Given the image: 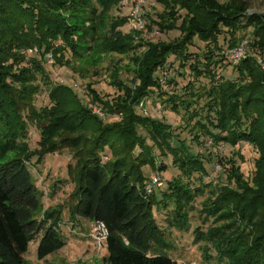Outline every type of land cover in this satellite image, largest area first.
I'll return each mask as SVG.
<instances>
[{
	"label": "trees",
	"instance_id": "1",
	"mask_svg": "<svg viewBox=\"0 0 264 264\" xmlns=\"http://www.w3.org/2000/svg\"><path fill=\"white\" fill-rule=\"evenodd\" d=\"M120 1L46 0L43 12L33 9L37 14L33 31L35 35L33 42H36L34 45H38L41 51L43 49L48 51L49 47H53L56 64L69 69L84 56L94 57L105 53L104 49L110 48L113 41L116 43L127 41L132 37L131 34L121 31V27L127 24L126 17L119 16L120 21L111 24H107L104 19L105 7L109 10L117 6L121 7ZM255 1L228 0L222 5L218 0H157V3L164 8L159 15L161 21L153 20L151 14L147 13L148 26L157 25L161 30L160 34L176 28L181 21L180 30L184 37L170 43H151V49L147 53L137 56L135 66L137 62L139 67L133 73L132 80L136 87L127 86L123 82L130 95L133 94L134 102L138 103L145 96L153 99L154 94L162 93L166 96L165 103L169 110L177 112L179 116L184 112L180 117L186 127L190 128L191 134H195V141L200 142V138L204 135L214 142H224L231 147L246 141L258 148L259 144L264 142V73L256 59L247 55L237 67L239 72L237 81L231 79L217 81L210 69L216 61V53L219 54L220 50L226 49L220 44L221 35L230 37V48H233L239 44L240 38H237L239 30L253 27L254 40H258V44L264 48V20L256 14H247L253 8ZM3 2L5 6H10V9H15L19 13L20 23L32 15V9L27 7L28 3L25 0H3ZM3 7L0 4V30L2 26L9 25L7 20L2 18L6 13ZM182 12L184 15L181 14ZM164 20L172 21V24L167 26L163 23ZM113 28L116 30L113 31ZM109 33L112 36L116 35V40L110 38ZM196 35L207 44L206 53L202 56L192 53L189 48ZM24 45H27L26 42L20 41L18 49ZM7 55V48L0 45V93L4 92L10 82L7 67L5 68L3 63ZM171 56L175 60L168 62ZM42 58L44 59V56ZM32 59L35 61L33 64L35 71L44 72L45 68L41 62ZM11 60L10 66L14 69L17 64L14 59ZM176 61L180 64L178 71L189 66L196 77H209V88L204 87V92L195 93L189 86L188 90L180 94L175 90L173 93L162 90L159 84L161 70L174 69ZM203 61H206L205 70H201ZM157 70L160 71V75L154 78V72ZM173 74L174 77L168 82V88L178 83L179 73L173 71ZM13 75L17 76V74ZM59 88H69L74 98L73 105L82 106L79 112L85 113L83 103L73 89L57 84L55 92L48 95L49 105L42 107L43 121L45 118L48 120L58 117V112L62 109L56 95ZM90 93L93 95L92 101L105 103L92 90ZM184 96L188 99H182ZM201 101H205L203 107ZM198 106L201 108H197ZM135 108L136 105L126 113L128 120L124 125L114 123L105 126L103 133L95 141L92 154L82 163H78L80 173L76 191L71 195L74 201L69 210L71 218L90 223L103 222L107 226L108 255L103 259L102 264H188L164 255H151L154 245L161 240L158 223L152 214L153 204H162L164 200L155 199L153 202L152 197L156 198L155 194L147 198L144 190L148 179L144 178L142 167L145 165L151 167V163L157 164L158 159L163 160L161 156L171 157L173 167L182 175L191 177L190 173L197 167L207 174L204 157L200 154L192 155L184 143L177 145L176 142L181 140V136L175 134L174 128L164 120L154 116L145 117L143 111L142 115H138ZM199 110L206 112L204 117ZM148 111L151 113L150 109ZM193 121L195 123L192 125ZM39 124L41 148L39 151H32L27 160L24 158L6 160L8 154L14 152L17 147L11 138L0 140V264H25L24 255L33 241H39L37 248L39 261L56 254L67 244L57 223L52 222L57 218L58 222L60 221L61 212L50 214L49 219L36 217V213L41 209L43 196L28 165L33 156L42 160L45 155L53 152L42 149L45 145L44 140L49 138L59 125L54 120L40 121ZM257 127L260 129H256ZM115 134L124 135V142L119 150L113 151L111 139ZM76 143L72 140L69 144H65V147L76 148ZM137 147L145 149L142 152L144 156L137 153ZM111 155L114 159L109 160ZM205 159L208 161L207 158ZM261 160L262 154H259L255 163L256 174ZM233 163L232 167L235 166V169L231 168V171L227 172L229 184L246 183L241 169L235 165V161ZM160 165L161 171L167 169L166 163ZM74 166L69 164V174ZM177 180L179 179L171 180L168 186L170 187ZM223 189L229 191L227 187ZM167 190H163L162 196L165 197ZM246 218L244 216L242 227L232 234L226 232V236L221 239L223 241L217 246L219 241L214 240L216 236L210 235L209 240L211 242L214 240L213 245L215 244L216 249H222L228 264H264V241L261 242L259 236L252 238L249 232L251 227ZM197 233L199 236L203 234L201 231ZM226 244L228 248H222ZM250 247H253L251 251L259 253L258 257L250 259L243 255L244 257H240L245 260H240L239 255L245 253V250L249 251Z\"/></svg>",
	"mask_w": 264,
	"mask_h": 264
},
{
	"label": "rangeland",
	"instance_id": "2",
	"mask_svg": "<svg viewBox=\"0 0 264 264\" xmlns=\"http://www.w3.org/2000/svg\"><path fill=\"white\" fill-rule=\"evenodd\" d=\"M25 1L28 3L27 7L32 9V15L20 23L19 13L15 9H10V6H5L3 0H0V4L2 7L4 6L3 10L6 12L2 18L9 24L6 27L2 26V31L0 30V45L7 48L8 55L3 63L5 68L7 67L6 71L10 79L7 88L3 93H0V140L5 141L11 138L17 147L14 152L8 154L6 160L15 158L27 160L32 151H39L41 148L39 146V122L54 120L59 124L52 135L44 140L45 145L42 149V151L51 152L53 150V152L45 155L42 160L33 156L28 166L43 196L42 206L36 213V217L49 219L50 214H54L56 211L61 212L62 214H59L60 221L58 222L57 218L52 222L57 223L58 229L67 241L61 250L44 261L37 259L39 241H33L28 252L24 255L25 264H102L103 259L108 255L106 246L102 250H98L96 244L89 237L92 223L71 218L69 210L74 202L71 195L74 194L78 185L80 173L78 163H82L92 154L95 141L103 133V128L114 123L124 125L128 120L126 113L135 105L138 115H142L143 111L145 117L154 116L172 126L174 133L181 136V140L176 142L177 145L184 143L192 155L200 154L204 157L203 161L208 170L206 174L197 167L190 173L191 177H186L173 167L171 157L163 156H161L163 160L158 159L157 164L151 163V167L146 165L142 167L145 179L149 180L155 176L162 181V186L157 187L154 193L147 195V198L155 194L156 198L152 197L153 202L155 199L157 201L164 200L162 204H153L152 214L158 223L161 240L154 245L151 255H164L188 264H228V259L221 251L222 249H216L213 243L215 239L218 240L217 246L223 241L221 239L226 236V232L232 234L242 227L244 216L247 217L246 220L248 219V224H250L249 232L252 234V238L259 236L261 242L264 241L262 239L264 238V142L262 141L258 148L246 141L231 147L224 142H214L210 137L204 135L200 138V142H197L194 140L195 134H191L190 128L186 127L184 120L180 117L184 112L179 116L177 112L169 110L165 103L166 96H163L162 93L154 94L155 98L153 99L145 96L135 103L132 98L133 94L130 95L124 85L126 83L127 86L136 87L132 80L133 73L138 69L139 63L136 62L137 66H135V60L137 56H141L151 49V43H170L175 42L176 39H183L184 34L180 30L182 22L179 21L176 28L161 32L153 39L150 38L152 34L150 32L161 31L157 25L148 26L149 32L135 33L130 30L128 24H125L121 27V31L131 34V39L117 43L113 41L110 48L104 49L105 53L94 57L84 56L69 69L56 64L53 47H49L48 51L46 49L41 51L38 45H34L36 42H33L35 36L33 31L37 14L33 9L36 8L43 12L46 0ZM218 1L223 5L228 0ZM106 8L103 14L107 24L119 22V16L128 17L130 15L128 8L121 9L119 6L112 10ZM145 10L151 14L153 20L161 21L159 15L164 11V8L157 3V0H148ZM181 14L184 15L183 12ZM247 14H256L264 20V0H256L253 8ZM163 23L168 26L172 24V21L164 20ZM115 30L116 28H113V31ZM253 32V27L241 28L237 34V38H240L239 44L233 48H230L229 36H220V44L224 45L226 49L220 50L219 54L216 53V61L210 66L217 81L239 80L238 66L231 65L226 52L238 49L242 44L245 45L247 55L254 56L262 70L258 60H264V48L258 44V40H254ZM5 34L9 35L5 36ZM109 35L110 38L116 40V35L112 36L110 33ZM20 41H25L27 45L18 49ZM206 46V42L196 35L189 48L192 53L202 56L206 53ZM134 57L136 58L133 59ZM10 58L14 59L17 64L14 69L10 66L9 61L12 62ZM32 58L41 62L45 73L35 71L33 67L35 61ZM22 60H24L23 63ZM174 60L175 58L171 56L168 62ZM205 63L206 61H203L201 70H205ZM174 65V69L169 68L170 76L173 78V71H177L179 73L178 83L170 88H162V90L169 93H173L175 90L180 94L188 90L189 86L195 93L204 92V87L209 88V77H196L189 66L178 71L180 64L177 61ZM166 70L162 69L161 73ZM13 74H17V76ZM159 75V70L154 72V78ZM57 84L73 89L75 95L83 103L85 113L79 112L82 106L75 107L73 105L74 98L69 88H59L56 95L62 109L58 112V117L55 116L48 120L45 118L43 121L42 107L49 105L48 95L55 92ZM91 90L105 103L92 101ZM182 99H188V97L184 96ZM204 102L201 101L202 107ZM201 106L197 108L200 109ZM149 109L151 113L148 111ZM201 110L199 112L204 117L206 112ZM194 123L195 121L192 122V125ZM256 129H260V127ZM123 137L124 135L118 134L112 137L113 151L122 147ZM72 140L77 142V147L66 148L65 144H69ZM143 150L145 149L139 147L137 153L144 156ZM259 154H262V160L256 174L255 163ZM112 159L114 157L112 158L111 155L109 160ZM234 161L244 174L246 183L229 184L227 172L231 171V168L235 169V166L232 167ZM165 163L167 169L161 171L160 164L164 165ZM69 164L75 165L71 169V174H69ZM175 178L179 180L169 187V182ZM209 184L211 185L207 187L206 185ZM168 187L169 190H167ZM224 187H227L229 191L223 189ZM163 190L168 191L165 197L162 196ZM242 213L243 215H241ZM198 231L203 234L199 236ZM211 234L216 236L213 242L209 240ZM224 247L228 248V244L222 248ZM252 248L250 247L249 251L245 250V253L239 255L240 260H245L240 257L243 255L250 259L257 258L259 253L251 251Z\"/></svg>",
	"mask_w": 264,
	"mask_h": 264
},
{
	"label": "built area",
	"instance_id": "3",
	"mask_svg": "<svg viewBox=\"0 0 264 264\" xmlns=\"http://www.w3.org/2000/svg\"><path fill=\"white\" fill-rule=\"evenodd\" d=\"M148 0H121L120 6L122 8H128L130 10V15L126 17L127 24L130 27V30L135 33L147 32L148 31V21H147V12L145 10V5ZM149 32V31H148ZM150 35V38L153 39L156 35H159V32L155 30ZM224 52V51H223ZM230 58V63L233 67L239 66L247 57V52L245 51V45L242 44L241 47L235 50H228L226 52ZM258 63L262 67L264 72V60H258ZM171 73L169 69L161 73L159 84L162 88H167L169 80H171ZM174 77V74L172 75ZM101 114V113H100ZM102 116V114H101ZM162 186V181L159 177H151L145 186L146 196L154 193V190L157 187ZM109 236V231L107 226L103 222H93L92 229L89 233V237L96 244L98 250H102L106 246V241Z\"/></svg>",
	"mask_w": 264,
	"mask_h": 264
}]
</instances>
